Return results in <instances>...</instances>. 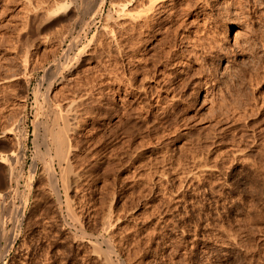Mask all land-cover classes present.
<instances>
[{"label":"rangeland","instance_id":"rangeland-1","mask_svg":"<svg viewBox=\"0 0 264 264\" xmlns=\"http://www.w3.org/2000/svg\"><path fill=\"white\" fill-rule=\"evenodd\" d=\"M64 1L70 18L42 21L43 14L48 19ZM125 1L0 0V135L6 131L0 136V153L17 156L9 162L12 176L7 184L6 166L0 164V213L6 214L0 220L7 223L0 233V238L7 237L0 239V264H106L105 255L111 264H264V0L244 2L243 9L235 8L232 0H206V9L197 15L202 8L195 1V11L185 17H169L167 6L152 37L142 36L136 50L123 42L130 55L118 58L119 68L115 66L118 77L126 80L122 84L101 76L100 69L109 59L102 27ZM227 24L234 25L230 34ZM66 45L73 47L67 51ZM82 49L87 50L85 62L76 64ZM88 49L95 54L89 55ZM26 50L30 66L25 89L21 62ZM172 50L187 51L167 64ZM146 73L157 78L143 82ZM163 75L175 81L164 89L172 83L177 87L170 96L162 93L168 108L162 110L151 93L147 100L155 103L150 108L141 104L148 102L135 97L142 85H150L153 92ZM125 87L138 90L130 95ZM174 94L178 101L173 109L169 97ZM76 97L84 103L69 190L60 183L58 162L52 172L47 169L42 136L50 125L45 100L63 104ZM53 176L58 180L52 182ZM67 200L79 223L67 217ZM108 217L114 221L105 229ZM104 237L113 242L112 254ZM97 240L102 242L99 248L92 243Z\"/></svg>","mask_w":264,"mask_h":264},{"label":"bare ground","instance_id":"bare-ground-1","mask_svg":"<svg viewBox=\"0 0 264 264\" xmlns=\"http://www.w3.org/2000/svg\"><path fill=\"white\" fill-rule=\"evenodd\" d=\"M104 1V0H103ZM195 1L196 2H198L199 3V9H201L202 8V10H199V11H196V15L197 14H199V13H201L202 11H203V9L205 10L206 9V0H126L125 1V3H122L121 5H116V7L117 6H119V7H117L116 8V10H115V16H110V15H112V14H109V17L111 18V21H109L110 23H107V24H105L102 28H103V30H102V32H104V35H105V37L107 38L106 40H107V43L105 42V45H107V47H103L104 46V42H101V43H103V44H101L102 45V49L104 48V49H108L107 51L109 52L108 54L107 53H105V54H107V57L109 58V59H107L106 61L107 62H109V63H107L106 61L105 62H103L102 61V63L101 64H103L102 65V68L100 69L101 70V72H102V74H101V76H103L104 78L105 77H108L107 79H109V77H111V79H112V81L114 80V83H116V82H121L122 83V79L123 78H119L118 77V75L119 74H121V73H117L116 71H115V66H116V69H118L117 68V64L116 63H118L117 62V60H119L118 58H123V57H126V56H128V55H130L128 52H126V49L127 48H125V45H123V42H126V41H128V44L127 45H131V48H134V49H132V50H136V48L140 45V43L142 42V40H144L145 38H147V39H149L150 37H152V33H153V31L157 28V26L162 22L161 21V18L163 19V16L164 15H160L161 13H164L165 11H167V6H171L170 7V9L172 10L171 12H170V16L169 17H176V16H178V15H182L183 17H185V16H187V15H189L190 13H191V11H195V9H194V4L193 3H195ZM228 1V0H227ZM231 1V0H230ZM258 1V0H257ZM115 2V1H114ZM246 3V2H249V0H232V5L233 6H235V8H240V9H243V6H242V4L243 3ZM264 2V1H263ZM64 3H65V1H64ZM254 3V2H253ZM93 4V3H92ZM116 4H117V2H116ZM247 4V3H246ZM96 5V4H95ZM101 5V4H100ZM100 5L98 6V7H100ZM115 5V4H114ZM244 5V4H243ZM91 6V5H90ZM90 6H89V8H90ZM237 6V7H236ZM242 6V7H241ZM260 7V6H259ZM262 7V6H261ZM99 9V8H98ZM55 9H53V11H54ZM97 10V9H96ZM50 11V10H49ZM243 11V10H242ZM241 11V13H243ZM96 12V11H95ZM238 12V11H237ZM48 13V12H47ZM50 14H47V15H50V16H47V17H49L48 19L44 16V15H46V14H43L42 16V18H43V20L42 21H47V22H49V21H51V20H56V19H61L62 17H65V18H62L63 20L65 19H67V17H69V15L70 14H72L71 13V9H70V6H69V4H67V3H65V4H60L59 6H57V8H56V10H55V12L53 13L52 11H50L49 12ZM86 13V12H85ZM193 13V12H192ZM167 14V13H166ZM169 14V13H168ZM249 14V13H248ZM71 16V15H70ZM41 17V16H40ZM40 17H39V20H40ZM46 18V19H45ZM70 18V17H69ZM246 18V17H245ZM79 19H82V21H83V18H79ZM172 19H174V18H172ZM120 20H123V22L121 21V22H119ZM241 20V19H240ZM42 21L40 22L41 23V26L43 25L44 26V24L45 23H42ZM44 21V22H45ZM247 21V20H246ZM78 22H80V21H78ZM56 23H58V22H56ZM163 23V22H162ZM182 23H184V21H182ZM182 23H180V25L179 26H181L182 25ZM52 24V23H51ZM61 24V23H60ZM233 24H235V23H233ZM53 25V24H52ZM228 25V24H227ZM41 26H40V24L38 25V28L40 27V29H38V30H41ZM48 26V25H47ZM50 26V25H49ZM43 28V27H42ZM46 28V27H45ZM75 28V27H74ZM179 28V27H178ZM232 28H234V25H232V24H230V25H228L227 26V31L226 32H228V34H230L231 32V29ZM158 30V29H157ZM63 32V31H62ZM78 32V31H77ZM80 33V32H79ZM69 35V34H68ZM72 35V34H71ZM137 35V37H139V39H137V41L136 42H133L132 40H133V38H134V36H136ZM144 37V39H143V37ZM154 36V35H153ZM62 37H63V35H62ZM74 37V36H73ZM61 38V37H60ZM99 38V37H98ZM97 38V39H98ZM75 39V38H74ZM92 39H96V37L95 38H92ZM97 39L95 40V42L97 41ZM100 39H101V37H100ZM183 39V38H182ZM250 39V38H249ZM62 40V39H61ZM70 40L72 41L73 39L72 38H70ZM78 40V39H77ZM70 41V42H71ZM75 41V40H74ZM74 41H72V43L74 44ZM92 41H94V40H92ZM91 41V42H92ZM101 41V40H100ZM159 41H161V40H159ZM182 42H183V40H181ZM64 42V41H63ZM69 42V41H68ZM94 42V43H95ZM98 42H99V40H98ZM97 42V43H98ZM145 42V41H144ZM167 42V41H166ZM165 42V43H166ZM65 43V42H64ZM71 43V44H72ZM76 43H79V42H76ZM100 43V42H99ZM129 43H131V44H129ZM164 43V42H163ZM67 44V43H66ZM70 43L68 44L69 46L71 45ZM188 45V44H187ZM67 46V45H66ZM65 46V47H66ZM69 46H67V51H68V49H72V47H73V45H72V47L71 48H68ZM78 46V45H77ZM96 46H97V44H96ZM98 46H100V45H98ZM76 47V46H75ZM87 47V46H86ZM89 47V46H88ZM127 47V46H126ZM29 48V47H28ZM129 48V47H128ZM65 49V48H64ZM64 49H63V51H64ZM171 49V48H170ZM83 50V49H82ZM129 50V49H128ZM127 50V51H128ZM27 52L25 53V57L23 58V60H22V62H21V69H22V78H23V86L25 87V86H27V84H28V82H27V78H28V76H27V72H28V69H29V66H30V59H29V56H28V54H29V52H30V50H26ZM66 50H65V52H67ZM86 52H87V50H85ZM84 50L83 51H81V53H79L78 54V58L76 59L77 60V62H75L76 64L78 63V61L80 62V60L81 61H84L85 59L83 58L84 56H86L85 54H86V52H85ZM106 51V52H107ZM142 51V50H141ZM187 50H185V52H186ZM80 52V51H79ZM88 52H89V49H88ZM91 52V51H90ZM90 52H89V55H90ZM133 52V51H132ZM161 52V51H160ZM165 52V51H164ZM185 52L183 51V52H181V54H178L176 51H174V50H172V51H170V52H168L167 54V64H170L169 62H171V60H175V59H177V58H179V59H181V58H183L184 57V55H185ZM92 54H95L94 52H91ZM127 53H128V55H127ZM131 53V52H130ZM62 54V53H61ZM100 54V53H99ZM104 54V55H105ZM193 54V53H192ZM32 55V54H31ZM89 55H87V56H89ZM163 55H164V53H163ZM188 55V54H187ZM195 55V54H194ZM65 56H67V54H65ZM75 56V55H74ZM95 56H97V55H95ZM98 56H100V55H98ZM102 56H103V54H102ZM158 56V55H157ZM68 57H69V55H68ZM68 57H65L66 59H65V61H66V64H68L69 63V58ZM94 57V56H93ZM92 57V58H93ZM104 57V56H103ZM130 57V56H129ZM131 57H133V55H131ZM150 57V56H149ZM195 57V56H194ZM193 57V58H194ZM68 58V59H67ZM72 58V57H71ZM70 58V59H71ZM75 58V57H74ZM97 58H99V57H97ZM102 58V57H101ZM101 58H99V60H101ZM128 58V57H127ZM156 58V57H155ZM58 59L59 58H57V61H58ZM73 59V58H72ZM86 59H87V57H86ZM135 59V58H134ZM144 59H146V58H144ZM88 60H90V59H88ZM103 60V59H102ZM125 60V59H124ZM147 60L148 59H146V60H144V62H146L147 63ZM152 60V59H151ZM155 60V59H154ZM197 60V59H196ZM72 61H74V59L73 60H71V63H72ZM180 61V60H179ZM55 62V61H54ZM85 62V61H84ZM86 62H87V60H86ZM129 62V61H128ZM155 62V61H154ZM182 62V61H181ZM185 62V61H184ZM51 63H53V62H51ZM50 63V64H51ZM130 63H131V61H130ZM139 63V62H138ZM176 63V62H175ZM49 64V65H50ZM141 64H143V63H141ZM145 64V63H144ZM153 64V63H152ZM173 64L174 63H172V66H173ZM150 65H151V63H150ZM154 66V68H155V66H157L156 64H153ZM69 66V65H68ZM70 66H73V68H75V66L76 65H70ZM141 66V65H140ZM139 66V67H140ZM186 66H188V65H186ZM199 66V65H198ZM144 67H146V66H143L142 68H144ZM148 67H150V68H152L151 66H148ZM148 67H146V69H148ZM169 67V66H168ZM50 68V67H49ZM95 68H97V67H95ZM138 68V67H137ZM149 68V69H150ZM47 69V68H46ZM146 69H144L146 72H148L149 70H146ZM73 70V69H72ZM72 70L70 69V72H72ZM93 70H95V69H93ZM133 70V69H132ZM138 70V69H137ZM136 70V71H137ZM144 70H143V72H144ZM139 71V70H138ZM151 71V70H150ZM227 71V70H226ZM100 72V71H99ZM130 72V71H129ZM134 72V71H133ZM157 72H160V71H157ZM136 73V72H135ZM137 73H139V72H137ZM136 73V74H137ZM142 73V72H141ZM153 74L155 73V72H152ZM152 73H150V74H148V73H146L144 76H143V78H140V80L141 79H143V82H145L144 80H147V81H149L150 82V80L149 79H151L152 80V78L154 79V77H156L155 75H153ZM170 73V72H169ZM176 73V72H175ZM97 74V73H96ZM156 74V73H155ZM159 74V73H158ZM165 74H166V72H165ZM164 74V75H165ZM239 74V73H238ZM46 75V74H45ZM123 75V74H122ZM128 75V74H127ZM133 75V74H132ZM131 75V76H132ZM135 75V74H134ZM163 75V79L162 80H159L160 82L159 83H157L156 82V84H154V85H156V89H155V91H153V92H151V90L149 91L148 89H150V85H146L145 83H144V85H142V87H141V89H139L142 93L139 95V96H135V97H137L138 99H143V98H146V101H148V100H150L149 98H148V100H147V94L148 93H151L152 94V96L154 95L155 96V98L154 99H156V101L155 102H157L156 104H160L159 106H160V108L162 109V110H166L168 107V104L167 105H165L164 103L166 102V101H168V98H167V96H170L171 94H173L174 92H175V89L177 88L176 87V85L174 84V83H172V84H169V86L168 87H166V89H164L165 88V84L167 83V82H173L174 80H171L172 78H168V77H165ZM90 76V75H89ZM120 76V75H119ZM130 76V77H131ZM141 76V77H142ZM171 76V75H170ZM233 76V75H232ZM20 77V76H19ZM95 77V76H94ZM98 77V76H97ZM125 77V76H124ZM129 77V78H130ZM134 77V76H133ZM102 78V77H101ZM132 78V77H131ZM157 78V77H156ZM178 78V77H177ZM229 78V77H228ZM237 78V77H236ZM110 79V80H111ZM134 79V78H133ZM160 79V78H159ZM232 79V78H231ZM128 80V79H127ZM139 80V81H140ZM233 80V79H232ZM96 81V80H95ZM116 81V82H115ZM126 81V80H125ZM125 81H123V83L125 82ZM129 81V80H128ZM138 81V80H137ZM43 82V81H42ZM102 82H104V80L102 81ZM131 82H132V80H131ZM175 82V81H174ZM208 82V81H207ZM205 83V86L208 84V83ZM113 83V82H112ZM117 83V84H118ZM122 83V84H123ZM129 83L130 82H128L127 83V85L128 86H130L132 83H130V85H129ZM140 83V82H139ZM178 83V82H177ZM229 83V82H228ZM52 84L53 83H51V85H50V87L48 88V91L49 92H51L52 91ZM92 84H94L93 83V81H92ZM126 84V83H125ZM137 84V83H136ZM142 84V83H141ZM140 84V85H141ZM150 84H151V82H150ZM91 85V84H90ZM134 85V87H135V83L133 84ZM133 85H132V88H133ZM139 85V84H138ZM139 85V86H140ZM154 85H152V86H154ZM167 85H168V83H167ZM175 85V86H174ZM179 85V84H178ZM117 86H119V85H117ZM123 86H126V85H123ZM127 86V87H128ZM146 86H148V87H146ZM150 86V87H149ZM174 86V87H173ZM93 87V86H92ZM127 87H125L126 88V90H124L125 92H127V94H132L133 93V89H129V88H127ZM41 88V87H40ZM117 88V87H116ZM121 88V87H120ZM120 88H117L118 90L120 89ZM139 88V87H138ZM158 88V89H157ZM210 88V87H209ZM23 89V88H22ZM25 89H26V87H25ZM122 89H124V88H122ZM136 90H138L137 88H135ZM154 89V88H153ZM208 89V87H206V90ZM136 90L134 91V92H136ZM180 90V89H179ZM69 91V90H68ZM121 90H119V92H120ZM123 91V92H124ZM139 91V92H140ZM208 91V90H207ZM85 92H87V91H85ZM114 92H115V90H114ZM118 92V91H117ZM123 92H121V93H123ZM124 92V93H125ZM166 93V97H163V94L162 93ZM69 93H71V92H69ZM76 93V92H75ZM88 93V92H87ZM90 93V92H89ZM136 94V93H135ZM227 94V93H226ZM48 95H49V93H48ZM40 96V95H39ZM83 96V95H82ZM143 96V97H142ZM134 97V98H135ZM149 97H151V96H149ZM185 97V96H184ZM225 97V96H224ZM223 97V98H224ZM122 98V97H121ZM133 98V99H134ZM152 99H153V97H151ZM171 98V99H170ZM124 99V98H123ZM169 99H170V104H169V106H171L172 108H173V106L174 105H176V101H178V100H176L177 99V97H176V95L174 94V95H172L171 97H169ZM45 100V99H44ZM37 101V104H38V106L40 105V101H39V99L38 100H36ZM123 101H125V99L123 100ZM140 100H138V102H139ZM143 101V100H142ZM180 101V100H179ZM45 102H47V107L45 108V111L48 113V118H49V120H50V125H48L47 126V129H45L46 130V132H45V136L43 137L42 136V138H43V143L45 144V146L44 147H46V150H44V152H45V156L43 155V157H48V159H50V160H46V162H47V169H51V170H49L50 172H52L53 171V167H52V164L54 163V162H58V164L56 165V166H60V175H61V182L60 183H64L65 185L64 186H68V188H69V186H70V184H69V180H71L70 179V177L72 176V167H73V165H71V163H72V156H73V153H74V151H75V149L77 150V144L75 145L74 143V140H75V135L77 134L76 132H77V129L79 128V126H80V111H81V109H80V106L82 107V105H83V103H82V97H76V98H71L70 100H68L66 103H53L52 101H51V99L50 98H47L46 100H45ZM63 102V101H62ZM154 102V103H155ZM140 103V102H139ZM147 104L148 105V107L150 108L154 103H152V101H148L147 103L146 102H141V104ZM167 103V102H166ZM169 103V102H168ZM177 103H179V102H177ZM123 104V103H122ZM139 105L141 108H142V106L143 105ZM132 106V105H131ZM130 106V107H131ZM134 106V105H133ZM146 106V105H145ZM129 107V106H128ZM147 107V106H146ZM171 107H170V109H171ZM184 107V106H183ZM139 108V107H138ZM144 108V107H143ZM158 108V107H157ZM160 108H158V109H160ZM176 108V107H175ZM84 109V108H83ZM117 109V108H116ZM174 109V108H173ZM173 109H171L173 112H174V110ZM121 110V109H120ZM136 110H137V106H136ZM135 110V111H136ZM140 110H142V109H140ZM145 110V109H144ZM179 110V109H178ZM128 111V110H127ZM126 111V112H127ZM143 111V110H142ZM146 111V110H145ZM160 111V110H159ZM171 111V112H172ZM177 111V110H176ZM40 111H38V112H36V114H38ZM43 112V111H42ZM123 112V111H122ZM124 112H125V110H124ZM125 112V113H126ZM130 112V111H129ZM147 112H149L148 113V115H151V112L152 111H148L147 110ZM146 112V113H147ZM161 112V111H160ZM165 112V111H164ZM182 112V111H181ZM44 113V112H43ZM42 113V114H43ZM179 113H180V111H179ZM46 114V113H45ZM153 114V113H152ZM159 114V113H158ZM162 114V113H161ZM161 114H160V116H161ZM164 114H166V113H163V115ZM167 114H168V112H167ZM171 114V113H170ZM39 115V114H38ZM124 115V114H123ZM142 115V114H141ZM146 115V114H145ZM36 116V115H35ZM40 116V115H39ZM82 116V115H81ZM144 116V115H143ZM156 116V115H155ZM168 116V115H167ZM177 116V115H176ZM148 117V116H147ZM152 117H153V115H152ZM38 118V117H37ZM157 118V117H156ZM156 118L154 119V120H156ZM159 118V117H158ZM165 118H166V116H165ZM146 119V118H145ZM153 119V118H152ZM161 119V118H160ZM122 120V119H121ZM163 120V119H162ZM162 120H160V121H162ZM169 121V120H168ZM36 122V121H35ZM148 122H150V121H148ZM153 122V121H152ZM154 122H156V121H154ZM153 122V123H154ZM161 123V122H160ZM150 124V123H149ZM18 125V124H17ZM34 125V124H33ZM40 125V124H39ZM46 125V124H45ZM151 125V124H150ZM155 125V124H154ZM156 126V125H155ZM159 126V125H158ZM161 126V125H160ZM16 128V126L14 125L13 126V128ZM162 127V126H161ZM13 128H11V129H13ZM14 128V129H15ZM34 128V127H33ZM148 128V127H147ZM160 128V127H159ZM10 129V130H11ZM142 129V128H141ZM154 129V128H153ZM153 129H151V130H153ZM7 131H8V129H7ZM2 132V131H1ZM33 132H34V130H33ZM126 132H128V131H126ZM5 133H6V131H3L2 132V134L0 135L1 137H3V136H5ZM40 133V132H39ZM156 133H158V132H156ZM34 134V133H33ZM44 134V133H43ZM144 135V134H143ZM0 137V138H1ZM117 137V136H116ZM41 138V139H42ZM34 139V138H33ZM148 139H150V137L148 138ZM34 141V140H33ZM125 141V140H124ZM123 141V142H124ZM80 142V141H79ZM41 144V143H40ZM116 147V146H115ZM39 149V148H38ZM45 149V148H44ZM121 152V151H120ZM159 152V151H158ZM164 153V152H163ZM7 154V153H6ZM115 154V153H114ZM74 155H75V153H74ZM116 155V154H115ZM166 155V154H165ZM15 156H16V154L12 151V152H9L7 155H2L1 153H0V164H2L4 167L6 166V170H5V177H4V182H5V184H7L9 181H10V178H11V172L12 171H10V166H8L9 165V162H12L13 161V159H15ZM139 156V155H138ZM247 156V155H246ZM41 157V156H40ZM78 157H80V156H78ZM77 157V158H78ZM81 157H83V155L81 156ZM114 157H116V156H114ZM16 158H17V156H16ZM19 158V157H18ZM170 158V157H169ZM177 158V157H176ZM196 158H197V156H196ZM195 158V159H196ZM243 158V157H242ZM73 159H75V158H73ZM248 159V158H247ZM164 160V159H163ZM200 160V159H199ZM195 161V160H194ZM202 161V160H201ZM19 162V161H18ZM44 162V161H43ZM83 162V161H82ZM165 162V161H164ZM171 162V161H170ZM45 163V162H44ZM74 164V163H73ZM170 164V163H169ZM2 166V168L4 169V167ZM8 166V167H7ZM36 162H35V159L33 160V162H32V164L30 165V173H32V176H31V179H32V177H33V174L35 173V170H36ZM1 167V166H0ZM45 167V166H44ZM171 167V166H170ZM182 167V166H181ZM195 167V166H194ZM203 167V166H202ZM260 167V166H259ZM178 168V167H177ZM195 168H197V166L195 167ZM204 168H205V166H204ZM208 168V167H207ZM198 169V168H197ZM202 169V168H201ZM200 169V170H201ZM210 169H211V167H210ZM75 170H77V169H75ZM168 170V169H167ZM166 170V171H167ZM174 170V169H173ZM180 170H181V168H180ZM209 170V169H208ZM48 171V172H49ZM195 171V170H194ZM203 171V170H202ZM13 172H14V170H13ZM42 172V171H41ZM44 172V171H43ZM77 172V171H76ZM164 172V171H163ZM179 172V171H178ZM193 172V171H192ZM54 173V172H53ZM73 173H74V171H73ZM51 176H52V174L51 173H49ZM77 173H75V175H76ZM162 174H164V173H162ZM191 174V173H190ZM201 174V173H200ZM249 174V173H248ZM78 175V174H77ZM80 175V174H79ZM160 175V174H159ZM254 176V175H253ZM259 176V175H258ZM261 176V175H260ZM50 177V176H49ZM59 177V176H58ZM74 177V176H73ZM77 177V176H76ZM188 177V176H187ZM195 177V176H194ZM48 178V177H47ZM52 178V177H51ZM51 178H49V179H51ZM79 178H81V177H79ZM180 178V177H179ZM56 179H57V177H55V176H53V179H52V182L55 180L56 181ZM74 179V178H73ZM257 179V178H256ZM264 179V178H263ZM58 180V179H57ZM49 182V181H48ZM57 182H59V181H57ZM74 181H72L71 180V183H73ZM260 182V181H259ZM258 182V183H259ZM262 183V182H261ZM55 184V183H54ZM53 184V185H54ZM58 184V183H57ZM69 184V185H68ZM222 184V183H221ZM72 185V184H71ZM220 185V184H219ZM254 185V184H253ZM257 185H259V184H257ZM56 186V185H55ZM63 186V187H64ZM73 186V185H72ZM221 186V185H220ZM264 186V185H263ZM49 188V187H48ZM52 188V187H51ZM61 188V187H60ZM66 188V187H65ZM67 188V189H68ZM53 190V189H52ZM69 190H70V188H69ZM49 191V190H48ZM57 191V189H55V192ZM16 192V191H15ZM53 192H54V190H53ZM66 192H68V190L66 191ZM51 193V192H50ZM4 194V193H3ZM56 194H58V193H56ZM69 194V193H68ZM262 194V193H261ZM6 195V194H5ZM18 195V194H17ZM51 195V194H50ZM71 195V194H70ZM60 196V195H59ZM56 197H57V195H56ZM71 197V196H70ZM53 199V198H52ZM71 200V199H70ZM55 201H56V199H55ZM54 201V202H55ZM57 201H58V198H57ZM56 201V202H57ZM69 200H67L66 201V203H67V209L66 210H68V213H69V215H67V217L69 216V218H72L73 219V222H76V223H79V220H78V218L76 217V213H75V210H74V205L72 206V204H70L69 202H68ZM72 201V200H71ZM254 201V200H253ZM1 203V202H0ZM13 203V202H12ZM62 203V202H61ZM73 203V202H72ZM2 204H4V203H2ZM1 204V205H2ZM10 204V203H9ZM64 204V203H63ZM246 204V203H245ZM11 205H13V204H11ZM55 205V204H54ZM58 205H60L59 204V201H58ZM251 205H252V203H251ZM4 206V205H3ZM6 206V205H5ZM66 206V205H65ZM2 207V206H1ZM8 207V206H7ZM7 207H5L6 208V210H7ZM13 207V206H12ZM59 207V206H58ZM61 207V206H60ZM63 207V206H62ZM61 207V208H62ZM252 207V206H251ZM4 208V207H3ZM2 208V209H3ZM15 208V207H14ZM56 208V207H55ZM61 208L59 209L60 211H61ZM250 208V207H249ZM253 208H254V206H253ZM8 209H10V208H8ZM12 209V208H11ZM5 210V209H4ZM13 210V209H12ZM11 210V211H12ZM249 210V209H248ZM3 211V210H2ZM8 211H10V210H7V212ZM18 210H16L15 211V213L17 212ZM259 211V210H258ZM2 213V212H1ZM1 213H0V217H1ZM9 213V212H8ZM7 213V217L8 218H10L11 220H12V218L14 217L15 218V215H13L14 214V211H13V213H12V215H13V217L11 218V217H9L8 214ZM3 214V213H2ZM5 214V213H4ZM3 214V215H4ZM111 214V213H110ZM6 215V214H5ZM4 215V216H5ZM11 215V214H10ZM62 216V215H61ZM260 216V215H259ZM113 217V216H112ZM8 218H5L6 220L8 219ZM17 218V217H16ZM16 218L14 219V220H12V221H14V223L13 224H15V221H16ZM258 218V217H257ZM1 219V218H0ZM9 219V221H11ZM18 219V218H17ZM79 219H80V217H79ZM2 220V219H1ZM1 220H0V223H2L1 222ZM112 220L114 221V219H112L111 217H108V219L106 220L105 219V222H103V227L105 228V229H109V227L111 226V225H113L112 224ZM3 221H4V219H3ZM8 221V222H9ZM11 221V222H12ZM69 222V221H68ZM59 224V223H58ZM68 224V223H67ZM73 224V223H72ZM71 224V225H72ZM2 226L1 227H3V225H5V222H4V224L2 223L1 224ZM63 225V224H62ZM76 225V224H75ZM74 225V226H75ZM81 225V224H80ZM5 226H7V223H6V225ZM4 226V227H5ZM0 227V228H1ZM3 227V228H4ZM14 227H15V225H14ZM13 227V228H14ZM64 227V226H63ZM81 227V226H80ZM65 228V227H64ZM114 228V227H113ZM79 229V228H78ZM81 229V228H80ZM104 229V230H105ZM111 229V228H110ZM5 228H4V230L2 229V231H0V233L2 232V235L1 236H3V232H5ZM8 230V229H7ZM70 230V229H69ZM68 230V231H69ZM11 231V230H10ZM106 231V230H105ZM7 232V231H6ZM13 232H14V229H13ZM79 232H80V230H79ZM104 232V231H103ZM10 233V232H9ZM12 233V232H11ZM6 234V233H5ZM71 234V233H70ZM107 234H110L109 232L107 233ZM112 234V233H111ZM111 234H110V236H111ZM8 235V234H7ZM78 235V234H77ZM0 236V237H1ZM10 236V235H9ZM12 236H13V234H12ZM83 236V235H82ZM103 236H104V234H103ZM72 237H74V236H72ZM75 237H76V235H75ZM84 237V236H83ZM82 237V238H83ZM107 237H109V236H107ZM2 238H7L6 236H4V237H2ZM2 238H0V239H2ZM77 238H81V236H77ZM76 238V239H77ZM81 238V239H82ZM111 238H106V237H104V240H105V242L107 243V245H108V250H109V254H112L111 252H112V249H113V242H112V240H110ZM6 240H8V239H5V241ZM10 240H12L11 241V246H13V244L15 243V241H16V232L14 233V236H13V238L12 239H10ZM95 240V239H94ZM74 241V240H73ZM82 241H84V239H82ZM88 241V239L86 240V242ZM7 242V241H6ZM90 242H92V241H90ZM97 242V245L95 246V247H97V248H99L98 247V240L97 241H93L92 243H94V245H95V243ZM100 242V241H99ZM105 242H103L104 244H105ZM78 243V242H77ZM92 243H90L91 245H92ZM102 243V242H101ZM101 243L99 244L100 246H102L101 245ZM81 244V243H80ZM89 244V245H90ZM90 245V246H91ZM7 246H9V245H7ZM6 246V247H7ZM92 247H94V246H92ZM94 247V248H95ZM104 247V246H103ZM97 248H95L96 250H97ZM106 249V248H105ZM107 250V251H108ZM93 251V250H92ZM97 251H99V250H97ZM100 251H101V249H100ZM103 251V250H102ZM101 251V252H102ZM105 251V250H104ZM103 253V252H102ZM101 253V254H102ZM114 253V252H113ZM95 254V253H94ZM99 254H100V252H99ZM100 254V255H101ZM105 254V253H104ZM107 254H108V252H107ZM96 255H98V253L96 254ZM114 255H115V253H114ZM117 255V254H116ZM26 256V255H25ZM104 256V255H103ZM111 256V255H110ZM89 257V256H88ZM95 257V256H94ZM105 258L107 257L108 258V255H105L104 256ZM104 257H102V258H104ZM97 258H98V256H97ZM103 259L104 261L106 260V262L107 263H109V259ZM110 258V257H109ZM0 259H2V258H0ZM100 259V258H99ZM98 259V260H99ZM102 260V259H101ZM112 258L110 259V263L109 264H111V263H113L112 261ZM103 261V263H105ZM120 262V261H119ZM106 263V264H107ZM116 263V262H115ZM114 263V264H115ZM121 263V262H120ZM117 264V263H116Z\"/></svg>","mask_w":264,"mask_h":264}]
</instances>
